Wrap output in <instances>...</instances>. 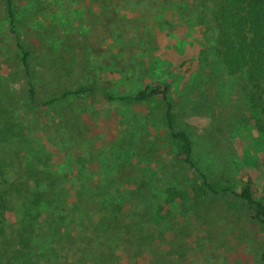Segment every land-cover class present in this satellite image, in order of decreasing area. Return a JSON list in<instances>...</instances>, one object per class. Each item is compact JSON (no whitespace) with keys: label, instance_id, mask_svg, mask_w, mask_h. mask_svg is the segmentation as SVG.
<instances>
[{"label":"rangeland","instance_id":"374dc122","mask_svg":"<svg viewBox=\"0 0 264 264\" xmlns=\"http://www.w3.org/2000/svg\"><path fill=\"white\" fill-rule=\"evenodd\" d=\"M215 1L16 0L15 9L24 41L37 57L33 71L38 75L42 67L36 63L42 55L63 48L74 61L78 85L134 92L157 81L169 82L173 119L189 134L199 168L210 178H227L235 191L249 181L264 204V119L249 106L245 73L228 74L214 52ZM3 18L0 4V38ZM6 54L0 49V91L8 86L21 93L18 58L14 53L9 62ZM46 92L44 82L38 93L45 99L37 103L35 121L20 125L30 144L7 140L5 134L14 126L6 121L7 113L0 116V166L15 185L0 231V264H38L45 254H54L50 247L66 233L82 239L81 248L93 247L102 235L92 242V224L102 218V207L121 210L123 231L130 226L114 250L103 255L110 264H264V227L237 196L165 202L166 187L190 188L191 172L165 132V105L159 97L120 103L93 94L47 104ZM223 115L227 122H220ZM35 165L46 172L45 179L38 180ZM143 181L151 185L145 193ZM145 199L160 201L169 228L164 241L156 237L137 248L132 234L136 229L150 237ZM207 202L215 208L218 232L213 238L200 216ZM48 209L60 217L59 232L48 231L43 220H30ZM82 231L90 234L79 235ZM69 241L57 243L58 252L68 257L61 264H84L70 256ZM39 244L46 251L33 255Z\"/></svg>","mask_w":264,"mask_h":264},{"label":"trees","instance_id":"16d2710c","mask_svg":"<svg viewBox=\"0 0 264 264\" xmlns=\"http://www.w3.org/2000/svg\"><path fill=\"white\" fill-rule=\"evenodd\" d=\"M15 1L0 0V4L3 6V20L5 23V33L0 38V41H2V44L6 41L4 47H0V49L6 51V58H8L9 62L14 61L15 53L23 78L21 93H15L8 86L0 91V116L1 113H7L9 118L6 121L10 126H14L10 134H5L7 136L6 138H8L7 140L18 138L20 142L26 143L28 141L20 125L23 122L35 121V112L38 107L37 103L39 100L45 99L43 95L38 93L39 87H42L44 82L48 89V92L45 94L47 104L58 103L69 96L86 98L93 94H99L106 101L120 103L143 102L154 97H159L165 105L163 117L165 132L176 145V156L191 172L189 176L191 181L190 188L187 190V188H178L175 186L166 187L164 191L166 195L165 202L169 204L174 203L176 200L185 201L190 199V197L205 202L223 195L237 196L254 211V217L264 227V204L255 197L249 181L241 185L238 191H235L233 185L227 178H210L193 160L192 140L189 134L183 128L177 126L173 119V106L167 98V93L170 88L169 82L157 81L134 92H116L102 84L92 86L78 85V80L75 77L74 61L73 59L69 60L66 58L67 53L63 48L57 52H46L45 55H42L40 64L36 63L42 67V71L38 75L33 71V63L36 62L37 57L33 58L31 56L32 54L21 34L16 16ZM214 11L216 20V45L214 52L220 58L228 74L238 75L245 73V89L248 90L247 99L250 103L249 106L253 110H258L264 119V0H216ZM8 38L12 39L11 44H13L14 49L12 45L9 46L10 41H8ZM60 89H63V91L61 92ZM228 120L223 115L220 122H227ZM1 122L3 124V119L0 120V124ZM28 144H30V140ZM37 160L39 161L40 159ZM35 167H37V172L40 175L38 180L45 179L47 176L46 172L40 169L38 165H35ZM141 183L142 185L140 187L143 189V193H145V187L151 186L149 185L150 181H143ZM14 187L15 185H12L7 179L3 168L0 166V231L6 219L5 213L8 197ZM24 192V200L27 201L30 198L28 189H25ZM152 194H150L149 198L157 199L156 195ZM34 199L35 197L32 196V203L36 202V199ZM113 200L116 201L117 199L113 198ZM112 203L120 206L118 202ZM207 203V206L200 216L205 228L204 231L213 238L218 232V229H216V218L212 214L215 208L212 206L213 203ZM142 206H149L146 212L149 213L148 225H151L147 230L150 233L148 235L150 237H142V230L136 229L132 234L135 242H137V248H141L145 241L155 240L156 237H160L162 238L160 240L164 241V233L169 228V220H166L167 214H164L163 205L160 204L159 200L151 202L145 199ZM101 209L103 212L102 218L93 223L92 230L91 228L90 230L92 233V242L96 241V237L100 234H102V238L100 237L99 241H96L97 244H93V247L81 248L79 245L84 244L81 242L82 239H77L76 234L66 233V236L63 237L64 234H62L57 238V243L67 241L69 238L68 251L70 252V256L77 261L83 260L84 264H110L109 260L105 261L103 255L107 249L111 247L113 249L119 237L123 238L130 228V226L125 225L127 231H123L125 219L122 216L121 210L113 212L106 207H102ZM53 214L54 212L48 209L43 213L42 217L31 216L30 220L34 223L43 220L48 224V231L55 230L59 232L61 226L59 221L60 217L57 213L56 215L54 214V218L52 216ZM39 226L43 225L39 224ZM80 234L84 236L90 233L82 231ZM26 236H29V234ZM43 240V237H41L39 240L40 244L43 243ZM57 243L55 242L50 247L51 252L54 254L49 255V257H46L47 254H45L46 258L42 257L38 264H53L52 260H55L57 264L67 262V255L58 252ZM40 244L33 252V255L36 252L38 255L39 251H46L45 247L40 249ZM95 246L97 247L95 248ZM106 257H109V254H106ZM262 259L264 260V253L262 254Z\"/></svg>","mask_w":264,"mask_h":264}]
</instances>
